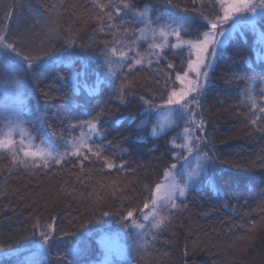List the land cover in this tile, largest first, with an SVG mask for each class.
Masks as SVG:
<instances>
[{
    "label": "trees",
    "instance_id": "1",
    "mask_svg": "<svg viewBox=\"0 0 264 264\" xmlns=\"http://www.w3.org/2000/svg\"><path fill=\"white\" fill-rule=\"evenodd\" d=\"M132 2L138 7L150 3L154 12L163 7L162 0ZM173 3L191 8L190 0H173ZM89 6L90 0H0V29L6 28L13 39L23 38L33 50L46 43L50 27L60 32L61 39L55 41L57 47L63 44L62 38L70 34L71 28L78 34L79 43L95 40L96 46L102 48L105 40L110 42L112 37L93 31L97 29V22L91 19ZM255 39L250 30L243 29L242 36L229 41L225 54L210 72V86L201 98L206 121L204 135L212 139L209 149L214 147L217 157V170L210 176L215 190L204 185L198 191H190L183 211L175 214L170 226L158 234L146 253L129 249L123 258L115 257L113 264H264V131L249 124L252 115L243 114L247 109L240 106L239 95L248 77L264 72V62L255 60V50L264 52V47L256 44ZM141 45L139 50L144 52L147 45L144 42ZM68 52L77 59L78 69L79 62L88 64L82 78L85 84L94 86L97 76L104 77L98 61L90 59L91 50L77 47ZM248 58L253 60L255 71L245 63ZM186 60V50L183 53L167 51V58L159 65L154 61L151 68L137 66L128 74L135 87L127 93V104L112 95L106 84L101 85L95 97H89L83 90L76 96L67 89L51 86L50 78L43 79L39 86L31 77L24 78L28 106L24 119L38 138L37 143L39 138H46L62 146L60 134L68 136L69 122L90 119L88 113L94 116L103 110L101 120L106 129L103 155L117 167L106 168L102 160L92 157L83 161V170L76 158H71L48 169L33 171L14 167L9 171L8 157L0 156V239L6 244L10 242L14 249L19 248L31 264L29 249L39 240L38 235L31 234L32 223L36 217L49 222L55 218L57 234L70 230L76 236L57 241L59 248H53L51 254L42 253L41 264H55L56 252L63 253L70 246L68 241L78 248L86 247L91 264H102L105 252L96 233L107 232L110 226H123L115 216L99 220L93 217L101 211L142 207L144 198L149 196L145 186L154 188L164 169L175 162L170 141L180 128L158 138L151 137L154 120L150 117L147 126L138 129L137 125L144 119L138 97L151 93L158 96L164 79L155 72L163 69L174 80L175 73L186 67ZM169 62L174 65L173 69L167 68ZM43 92L49 93L47 100ZM4 103L0 86V121ZM89 219L92 223L79 227ZM84 237H87L86 244H77ZM124 240L126 245H131V240ZM80 258L74 253L68 254L73 264ZM3 264H15V258L4 260Z\"/></svg>",
    "mask_w": 264,
    "mask_h": 264
},
{
    "label": "snow or ice",
    "instance_id": "2",
    "mask_svg": "<svg viewBox=\"0 0 264 264\" xmlns=\"http://www.w3.org/2000/svg\"><path fill=\"white\" fill-rule=\"evenodd\" d=\"M190 3L191 8L187 5L181 8L173 0H162L163 7L154 12L150 3L138 7L132 0H90L91 19L97 22V29L93 31L112 37L110 42L105 40L102 48L96 46L95 40L79 43L78 34L71 28L68 30L70 34L62 38L63 44L57 47L55 41L61 39L60 32L50 27L47 29L46 43L33 50L23 38L13 39L6 28L0 29V86L5 97L0 121V156L8 157L11 165L9 171L14 167L33 171L48 169L52 165H62L71 158H76L83 170V161L92 157L102 160L106 168L117 167L103 155L102 142L106 137L101 120L103 110L94 116L88 113L90 119L69 122L68 136L63 132L60 134L62 146L50 143L46 138H39L37 143L38 138L29 130L28 122L24 119L28 113L24 78L31 77L37 86L43 79L50 78L51 86L67 89L76 96L83 90L89 97H95L101 85L106 84L112 95L122 104H127V93L135 87L128 79L129 73L135 71L137 66L147 65L151 68L154 61L159 65L167 58V51H187L186 67L182 72L175 73L174 80L163 69L155 72L156 76L164 79L163 89L158 96L151 93L147 97H138L142 108L140 115L144 119L137 128L146 127L149 118L156 115L151 137L164 136L169 130L184 125L182 131L170 141L175 162L164 169L154 188L145 186L149 196L144 198L142 207H128L119 212L101 211L93 217L99 220L115 216L117 222L127 230L124 236L132 243L119 249L116 254L120 256L129 249L146 253L158 234L170 226L175 214L183 211L190 191H198L204 185L215 190L210 180L211 174L217 170L215 149H209L213 141L207 135L197 134L206 133L201 98L210 86V72L225 54L229 41L237 35L242 36L243 29L250 30L256 38L255 43L264 47V0H190ZM205 8L209 10L206 12ZM8 16H11V12ZM185 36L196 38L185 39ZM141 42L147 45L144 52L139 50ZM77 47L91 50L93 56L90 59L98 61L104 70V77L97 76L94 86H88L82 80L88 64L81 61L78 69L77 59L68 52ZM255 60L257 63L264 62V52L255 50ZM245 63L255 71L251 58L246 59ZM167 68L173 69L174 65L169 62ZM59 69L65 71L62 73ZM177 82L179 86H176ZM155 83L160 84V80ZM239 95L240 106L247 109L243 114L252 115L249 124L256 130L264 131V72L248 77ZM43 96L47 100L49 93L43 92ZM77 129L78 134H74ZM108 143L111 144V141ZM119 167L123 168V165ZM54 220L42 221L36 217L32 223L31 234L38 235L39 240L29 249L31 264H41L39 257L42 253L51 254L53 248L58 249L57 241L76 236L70 230L57 234ZM89 223H92V219L85 220L79 227L83 228ZM86 241L87 237H84L78 239L77 244H86ZM67 244L70 246L63 253L56 252L55 264H73L68 259L69 253L81 257L77 264H91L86 247L78 248L71 241ZM112 255V250L106 248L102 264H113L110 259ZM12 258H15V264H28V258L19 248L14 249L10 242L6 244L0 239V264Z\"/></svg>",
    "mask_w": 264,
    "mask_h": 264
},
{
    "label": "rangeland",
    "instance_id": "3",
    "mask_svg": "<svg viewBox=\"0 0 264 264\" xmlns=\"http://www.w3.org/2000/svg\"><path fill=\"white\" fill-rule=\"evenodd\" d=\"M227 27V25H226ZM195 39V38H193ZM151 118H153V120L155 121L156 120V115L153 114L151 116ZM184 127L183 124H181L179 126L180 130L178 131V133H180L182 131V128ZM198 135H204V133H197ZM205 150H209V149H205ZM192 159V158H190ZM182 163V161H181ZM177 170H179V164L177 165ZM203 187V186H202ZM127 230L124 229L123 227L122 228H119V227H114V226H110V229L106 232V230H99L97 233H96V237H98L97 239L99 240V243L101 244L104 252L106 250V248H110L112 250V253L113 255L110 257L111 260H113L115 257H118V258H123V256H120V255H117L116 253L119 251V249L126 245L125 243V236H124V233L126 232ZM114 263V261H113Z\"/></svg>",
    "mask_w": 264,
    "mask_h": 264
}]
</instances>
